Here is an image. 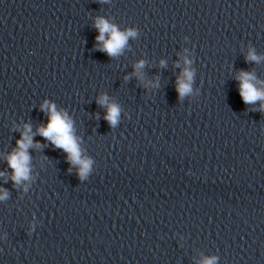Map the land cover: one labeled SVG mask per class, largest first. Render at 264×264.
Returning a JSON list of instances; mask_svg holds the SVG:
<instances>
[{
	"label": "water",
	"instance_id": "95a60500",
	"mask_svg": "<svg viewBox=\"0 0 264 264\" xmlns=\"http://www.w3.org/2000/svg\"><path fill=\"white\" fill-rule=\"evenodd\" d=\"M73 121L85 179L37 133ZM30 124L31 178L6 157ZM0 264H264V198L140 135L0 73Z\"/></svg>",
	"mask_w": 264,
	"mask_h": 264
},
{
	"label": "clouds",
	"instance_id": "9594fccd",
	"mask_svg": "<svg viewBox=\"0 0 264 264\" xmlns=\"http://www.w3.org/2000/svg\"><path fill=\"white\" fill-rule=\"evenodd\" d=\"M99 35L96 37L99 50L107 53L109 57H116L122 54L127 46L129 37H135L136 32L132 29L121 31L116 25L111 24L103 17L97 18L94 25ZM247 60L259 62L261 57L250 50ZM191 61L185 59V65ZM164 64V61H161ZM179 66V65H177ZM136 74L141 76L140 69L144 67V61H139L135 66ZM193 73L185 67L182 77L177 79V93L180 98L191 93V81ZM142 78V76H141ZM240 82L239 93L245 104H255L260 101V111L264 112V87H257L258 84L264 85V81H258L251 72H240L236 77ZM127 79V77H126ZM98 104L106 108L105 119L111 127H115L120 118V107L116 103H110L107 95H102L97 101ZM41 110L48 114V122L37 128V133L50 141L55 147L62 149L67 154L70 164L78 166V176L81 180L85 179L90 171L91 160L82 158L78 138L74 134L73 121L68 114L58 111L55 104L45 101L41 105ZM30 124L24 125L21 133V139L18 140L17 147L6 157L8 166L12 169L11 179L15 185L21 184L31 178V156L29 148L42 147L39 142L33 141V135ZM5 175L0 172V176ZM8 193L5 190L0 199H5ZM203 264H215V257L204 260Z\"/></svg>",
	"mask_w": 264,
	"mask_h": 264
}]
</instances>
